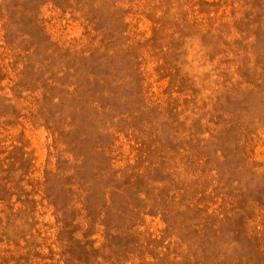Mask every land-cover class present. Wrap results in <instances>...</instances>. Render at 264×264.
Returning <instances> with one entry per match:
<instances>
[{
	"label": "rangeland",
	"instance_id": "374dc122",
	"mask_svg": "<svg viewBox=\"0 0 264 264\" xmlns=\"http://www.w3.org/2000/svg\"><path fill=\"white\" fill-rule=\"evenodd\" d=\"M0 264H264V0H0Z\"/></svg>",
	"mask_w": 264,
	"mask_h": 264
}]
</instances>
